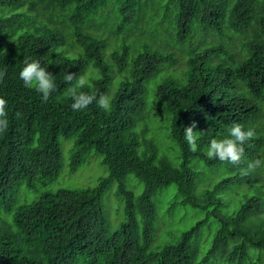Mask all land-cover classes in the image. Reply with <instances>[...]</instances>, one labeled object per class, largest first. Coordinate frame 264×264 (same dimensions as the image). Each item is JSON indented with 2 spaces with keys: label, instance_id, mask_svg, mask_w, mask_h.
Returning <instances> with one entry per match:
<instances>
[{
  "label": "trees",
  "instance_id": "trees-1",
  "mask_svg": "<svg viewBox=\"0 0 264 264\" xmlns=\"http://www.w3.org/2000/svg\"><path fill=\"white\" fill-rule=\"evenodd\" d=\"M25 60L40 61L55 76L47 102L20 79ZM90 67L97 73L82 91L108 95V111L95 101L73 111L65 95L67 73L86 75ZM5 70L0 211L12 219L0 215V264H245L251 248L264 252V167L247 168L264 157V0H0ZM156 79L150 111L162 127L167 123L179 166L143 138L149 127L137 132ZM192 121L194 131L211 129L195 152L184 137ZM234 123L255 131L241 162L210 159V141L229 138ZM60 138L75 140L73 172L94 151L109 177L94 189L45 193L15 208L22 184L33 190L60 176ZM211 169L230 175L204 188L197 179ZM131 175L144 185L139 195L126 184ZM113 182L126 221L111 233L102 197ZM236 184L241 189L226 198L223 191ZM172 185L180 200L169 213L191 206L206 218L154 251V198ZM211 219L218 229L205 252L200 231Z\"/></svg>",
  "mask_w": 264,
  "mask_h": 264
},
{
  "label": "rangeland",
  "instance_id": "rangeland-1",
  "mask_svg": "<svg viewBox=\"0 0 264 264\" xmlns=\"http://www.w3.org/2000/svg\"><path fill=\"white\" fill-rule=\"evenodd\" d=\"M214 41L216 40L214 39ZM161 43L164 44L163 42ZM116 46L117 44L115 41H110L108 50L113 51ZM108 50L105 53L106 56L109 54ZM92 72L97 73L95 69L90 67V70L84 76L89 78ZM168 72L172 73L173 71L169 70ZM157 81H159V79L153 80L148 84L147 98L149 99V105H147L146 108L144 121L140 123L137 128V132L141 133L142 131V133H146V129L149 127V131L143 136V138L146 136L147 139L154 140L160 150V155L168 157L175 165L179 166V150L170 138V130L167 128V123L164 127H162L160 118H155L154 114H152L153 111L152 113L150 111V102L154 98V90L157 85ZM116 87V84L112 85L110 95H113ZM59 143L63 153V166L58 179L53 182L38 185L37 188L33 190L28 189L25 184H22L16 191L15 208L20 205L37 202L45 193H55L62 189H94L100 184L102 179L109 177V170L102 164L103 157L96 155L94 151L91 152L88 155L87 160L73 172L72 162L75 154V140L60 138ZM193 164L196 165V162ZM216 170L217 169H211V171L206 170L205 174L201 178L197 179V183L200 181L199 183H202L204 188L210 189L214 187L223 177L230 175V173L215 174ZM126 184L128 188L135 192L136 195H139L144 190V185L132 175L126 178ZM240 187L241 186L238 184L235 186H229L223 191V195H225L226 198H229L231 193H233L236 189H241ZM179 200L180 198L178 196L177 187L174 185L160 191L154 198L158 212L156 232L152 247L154 251L161 249L166 244L175 243L183 231L190 230V228L196 225L197 222L206 218L205 211L191 206L180 205L173 213H169L171 205ZM102 203L104 214L109 221L110 232L113 233L126 221L125 202L118 196L117 182H113L108 187L102 197ZM0 213V215L4 217L12 219V216L8 215L3 210H1ZM217 229L218 223L215 219H211L210 221L208 220L201 228V243H205V252L212 246ZM201 253L202 255L204 254L203 252ZM250 254L251 257L245 264H264V252L261 254L257 250L251 248Z\"/></svg>",
  "mask_w": 264,
  "mask_h": 264
},
{
  "label": "clouds",
  "instance_id": "clouds-1",
  "mask_svg": "<svg viewBox=\"0 0 264 264\" xmlns=\"http://www.w3.org/2000/svg\"><path fill=\"white\" fill-rule=\"evenodd\" d=\"M25 67L20 72V79L23 81L25 87L35 88V90L42 94L44 102H47L51 94L56 91L55 76L47 71L46 67L42 66L40 61L33 60L32 62L24 61ZM6 75V70L0 72V82L3 81ZM65 81L69 85L65 89V95L70 97L73 101L71 108L73 111H82L88 108L94 101L97 106L105 111L111 108V99L106 94L86 93L82 91L88 84V80L84 75L69 74L65 76ZM7 101L0 98V133H3L8 128L7 120ZM197 128V122L192 121L189 126L184 128V137L190 147L195 152L198 148L197 140L200 136L209 134L203 131H194ZM255 131L253 129L245 130L243 125L234 123L229 130V138L222 140L212 139L210 141L207 156L210 159H219L222 162H229L231 164H239L244 156L243 145L253 139ZM264 167V157L257 158L248 163V170L254 171L258 168Z\"/></svg>",
  "mask_w": 264,
  "mask_h": 264
}]
</instances>
